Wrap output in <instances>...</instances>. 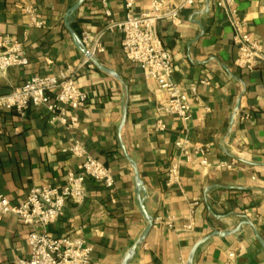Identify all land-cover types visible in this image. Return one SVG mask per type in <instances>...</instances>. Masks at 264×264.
Listing matches in <instances>:
<instances>
[{"label": "crops", "instance_id": "obj_1", "mask_svg": "<svg viewBox=\"0 0 264 264\" xmlns=\"http://www.w3.org/2000/svg\"><path fill=\"white\" fill-rule=\"evenodd\" d=\"M76 1L0 0V32L20 41L29 59L25 67L0 73V96L29 77L59 75L68 66L75 68L76 83L88 95L86 107L75 112L80 120L75 130L51 125L42 107L25 116L0 109V194L18 203L33 186L63 184L68 172L79 169V160L64 150L80 141L116 182L109 190L87 179L83 204L69 199L47 232L83 239L93 249L89 264H121L147 225L125 148L145 182V207L154 216L150 234L129 264H187L200 239L233 230L244 219L264 239V58L252 71L236 67L238 48L226 12L212 0H197L180 13L181 24H157L173 55L172 81L185 90L191 106L187 121L163 116L167 90L125 58L123 34L109 28L103 0H86L71 25L82 41L101 45L103 50L95 54L98 63L119 78L86 63L65 27L66 12ZM105 1L112 20L125 18V0ZM148 3L134 0L132 12H146ZM28 8L35 9L34 18ZM237 12L264 57V0H238ZM159 117L167 125L164 131L155 130ZM196 148L207 151L200 154ZM174 163L180 164V184L168 185ZM222 163L230 167L219 168ZM189 224L192 228L186 230ZM32 230L14 215L0 219L1 263L29 256ZM194 264H264V250L245 226L236 234L207 240Z\"/></svg>", "mask_w": 264, "mask_h": 264}, {"label": "built area", "instance_id": "obj_2", "mask_svg": "<svg viewBox=\"0 0 264 264\" xmlns=\"http://www.w3.org/2000/svg\"><path fill=\"white\" fill-rule=\"evenodd\" d=\"M146 12L134 14V0H125L126 16L121 21L111 18L110 9L105 0L102 1L104 12L109 20V28L119 29L122 34V51L125 58L132 64L141 67L146 76L156 80L158 85L167 90L168 103L163 109V116H176L183 121L190 119V103L185 90L174 81V61L172 53L166 48L157 33V24L167 20L174 25L181 24L180 13L185 8L194 5L197 0H148ZM218 8L224 10L233 28V41L238 48L234 64L238 68L252 71L263 57L262 46L245 30V22L238 18V0H212ZM31 16L35 17V9L28 8ZM83 43L95 55L102 51L100 44L86 41ZM28 57L22 52V43L14 37L0 32V73L13 67H25L29 64ZM86 63H92L86 59ZM75 68L68 66L59 75H43L29 77L23 84L8 94L0 96V109L15 111L25 116L32 108H45L49 113L51 125L60 124L67 129L79 127V117L76 111L86 107L88 95L76 83ZM191 92L196 95L197 88L191 85ZM162 116V117H163ZM162 117L155 124L156 131H164L167 125ZM2 131L0 130V134ZM177 147L187 153L183 143ZM64 151L79 160L78 171L68 172L63 184L48 183L33 186L25 199L13 203L7 196L0 194V219L14 215L26 225L33 227L28 235L30 253L28 257L17 258L7 264H89L92 247L83 239L51 236L47 229L63 214L66 203L72 199L81 205L85 200L84 184L91 179L111 190L115 180L108 168L99 160L89 155L86 148L76 140ZM200 154L206 149L196 148ZM202 164L209 166L206 159ZM230 167L226 163L219 168ZM180 164L174 163L168 169V185L180 184ZM172 228L171 222L166 223ZM191 224L186 230H191ZM42 230V231H41ZM0 264H3L0 262Z\"/></svg>", "mask_w": 264, "mask_h": 264}, {"label": "water", "instance_id": "obj_3", "mask_svg": "<svg viewBox=\"0 0 264 264\" xmlns=\"http://www.w3.org/2000/svg\"><path fill=\"white\" fill-rule=\"evenodd\" d=\"M86 0H77L66 12L65 15V27L68 30L75 46L77 47V49L86 57V59H88L96 68H98L99 70H101L102 72L109 74L111 76H114L116 78H119L117 73L114 72L113 70H110L108 68H105L104 66H102L100 63H98L99 61L97 60L96 56L93 55L88 48L85 46V44L83 43L82 39L80 38V36L77 34V32L73 29L72 27V22L74 19L75 14L77 13V11L80 9V7L84 4ZM126 117H127V109L125 107L124 109V115H123V119L121 122V126H120V132L125 124L126 121ZM124 152H125V156L127 158V160L130 162L133 170H134V175H135V188H136V194H137V200L139 203V208L140 211L147 223L144 231L142 232L141 236L138 238V240L134 243V245L129 249V251L127 252L126 256L124 257L123 261L121 264H129L131 262V260L133 259V257L136 254V251L138 250L137 248H139V246L141 244H143L147 238V236L150 234L151 229L154 226V216H151L145 207V201L147 200L148 197V191L144 185L145 182H143L139 170H138V166L135 163V161L127 154L125 148ZM245 226H249L252 228L253 233L255 235V237L258 239V241L260 242L263 250H264V239L262 238V236L260 235L259 231L257 230V228L255 227V224L253 222H251L248 219H244L242 221L239 222V224L233 229V230H227V231H214L211 234H209L208 236L200 239L192 248L189 258L187 260V264H194V257L195 254L197 252V250L199 249V247L205 243L207 240H209L210 238L214 237V236H227L229 234H236L238 232H240L242 230L243 227Z\"/></svg>", "mask_w": 264, "mask_h": 264}]
</instances>
